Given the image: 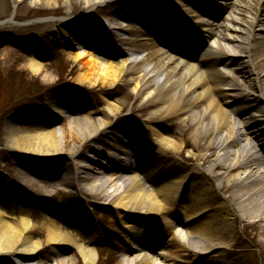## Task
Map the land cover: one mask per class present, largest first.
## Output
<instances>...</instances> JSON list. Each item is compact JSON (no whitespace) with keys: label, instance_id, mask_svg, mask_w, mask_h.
Listing matches in <instances>:
<instances>
[{"label":"bare ground","instance_id":"obj_1","mask_svg":"<svg viewBox=\"0 0 264 264\" xmlns=\"http://www.w3.org/2000/svg\"><path fill=\"white\" fill-rule=\"evenodd\" d=\"M53 1L28 3L50 9ZM79 1V15L70 12L29 23L53 24L66 59L77 67L78 84L104 89L126 81L137 94L152 92L143 109L160 107L148 117V133L157 150H139L143 162L151 159L155 170L143 168L142 160L135 163L120 156L124 162L118 165L114 157L104 155L100 159L106 162H102L83 155L85 164H73L72 176L63 179L65 186L101 198L100 203L109 205L121 222L125 250L114 264H180L167 250L150 252L143 240H136L132 223L138 216L165 221L172 238L201 255L222 248L210 240L209 233L230 231L226 222L231 216L264 220V0H204L199 8L192 2L186 5L187 0ZM153 3L158 5L157 17L148 11ZM107 4L124 8L131 26L97 20L96 9ZM228 9L230 14L219 22ZM14 20L2 21L0 27L20 25ZM208 40L213 46L204 50L202 44ZM114 42L127 48L118 50ZM34 55L39 57V50ZM28 68L39 75L42 64L33 57ZM123 104L122 100L109 102L106 110L117 115ZM47 105L45 111L27 116L25 125L9 128L7 148L15 156L37 163L73 158L106 125V120L95 124L90 111L71 116L65 103L49 100ZM49 113L64 121L69 141ZM174 116L185 133L162 124ZM124 140L112 144L117 147L113 152L130 147ZM68 142L75 149L67 151ZM189 142L198 162L193 168L174 160ZM9 181L0 177V264H77L76 254L84 264L98 263L94 219L54 203L57 182L25 167ZM220 190L232 191L230 201L217 195ZM174 211L184 215L186 222H177ZM43 250L47 254L41 257Z\"/></svg>","mask_w":264,"mask_h":264},{"label":"rangeland","instance_id":"obj_2","mask_svg":"<svg viewBox=\"0 0 264 264\" xmlns=\"http://www.w3.org/2000/svg\"><path fill=\"white\" fill-rule=\"evenodd\" d=\"M29 1L36 4L38 0H0V22L10 21L11 18L15 17V23L20 24L10 23L0 27V177L10 183L9 178L13 177L20 167H25L31 172L41 174L57 182L56 189L59 192L53 197L52 201L58 204L59 207L75 209L79 214H90L98 231L96 245L100 260L97 264H114L118 259V253L125 250L121 222L115 216L113 209L109 208V205L100 203L101 198L90 196L71 185L65 186L63 179L66 175L72 176L73 164H85L83 155L106 162L105 159L100 158L104 155L112 157L109 154L114 153V155L126 156L133 161L139 159L143 162L144 155L139 153V150L147 153L151 149L153 151L157 150L156 142L152 135L148 133L150 123L148 117L160 110V107L143 109L142 105L150 97H153L152 92L150 95L147 91L137 94L131 89L133 86L128 85L126 81L104 89L101 87L89 88L78 84L77 67H73L72 63L66 59L64 47L61 44L62 41L57 36L53 24L29 22L37 19H57L70 12L71 15H79L82 12L80 1L56 0L53 1L50 9L34 8V4H29ZM155 1L159 4L165 0ZM201 1L204 0H187L185 4L192 2L199 8L201 7V3H199ZM155 3L150 4L148 7V11L153 12V14H150L151 17L158 16V5H155ZM71 4L73 5L72 8ZM14 14L15 16H13ZM228 14H230V9L224 11L219 22L226 19ZM94 17L100 22L107 19L108 23H105L106 25L117 27H129L132 20L124 8L114 6V4L98 7ZM206 19V17H203V20ZM118 34L123 37L122 33ZM192 34L195 35L197 32L193 31ZM78 36L81 37L79 34ZM198 40L201 41L199 37ZM219 43L227 47L225 42ZM195 44L198 46L197 42ZM114 45L118 46L120 50H124L122 42H114ZM202 46L204 50H209V46H213V44L208 40ZM36 49L40 52L39 57L34 55ZM33 57L42 64L39 75L31 73L28 68L29 59ZM227 74H230V71H227ZM49 100L67 104V114L71 116L85 114L90 111L89 117L95 124L99 120H106V125L92 141L82 145L73 158L66 157L61 161H42L41 163L25 161L9 151L6 134L10 127L25 125L24 122L27 116L34 115L40 109L45 111ZM121 100L124 103L121 112L111 116L106 110L107 104ZM47 116L52 122L60 124L59 126L67 132L63 120L50 113ZM233 118L235 121L237 120L234 116ZM162 124L170 126V129L174 132L178 127L182 128L184 133L186 132L179 117L174 116L165 119ZM121 138H125V143L129 142L130 147L122 150L118 148L119 152H113L117 147H112V144H118ZM66 140L69 141L68 132ZM189 144L184 149L183 154L174 160L193 168L198 162L192 157V142H189ZM70 149H75L73 142L67 144L66 150L69 151ZM185 157L192 158L186 161ZM208 164L201 165L207 166ZM141 165L142 167L148 165V169L155 170L151 159ZM210 182L213 184L212 180ZM31 191L37 197H43V193ZM231 193L232 191L224 192L220 190L217 195L228 198ZM228 200L230 201L229 198ZM174 213L173 218L176 219L177 217V222L181 220L186 222L185 216L179 211H174ZM34 214L37 218L38 213ZM137 218L132 223L135 238L136 240H143L153 252H156L157 247L163 248L161 250H167L172 258L180 264H195L199 259L197 254L171 237V232L166 227L167 223L165 221L157 218L150 220L142 216ZM226 223L230 224L231 227L228 228L230 231L218 230L209 233L210 240L222 248H218L207 255H202L199 260H203V264H264V220L250 217L241 219L237 216H231ZM218 225L217 227L221 228ZM44 239L43 236V246ZM46 254L47 250H43L40 256L44 257ZM39 261H42L40 257ZM77 264H80V262Z\"/></svg>","mask_w":264,"mask_h":264},{"label":"water","instance_id":"obj_3","mask_svg":"<svg viewBox=\"0 0 264 264\" xmlns=\"http://www.w3.org/2000/svg\"><path fill=\"white\" fill-rule=\"evenodd\" d=\"M160 248L159 247H157V249L156 250H159Z\"/></svg>","mask_w":264,"mask_h":264}]
</instances>
